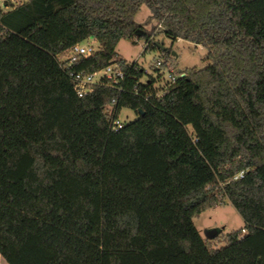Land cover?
<instances>
[{
    "label": "trees",
    "instance_id": "16d2710c",
    "mask_svg": "<svg viewBox=\"0 0 264 264\" xmlns=\"http://www.w3.org/2000/svg\"><path fill=\"white\" fill-rule=\"evenodd\" d=\"M143 4L150 30L134 19ZM157 25L206 48L208 64L146 100L140 93L153 79L136 94L143 69L115 48L143 39L146 51L171 58L153 42ZM87 38L99 50L71 69L116 60L122 92L94 85L76 94L55 55ZM122 107L137 117L113 130L110 111ZM222 201L244 226L212 242L193 218ZM0 256L7 264H264V0L0 8Z\"/></svg>",
    "mask_w": 264,
    "mask_h": 264
},
{
    "label": "rangeland",
    "instance_id": "374dc122",
    "mask_svg": "<svg viewBox=\"0 0 264 264\" xmlns=\"http://www.w3.org/2000/svg\"><path fill=\"white\" fill-rule=\"evenodd\" d=\"M3 1L4 0H0V3ZM25 1L26 0H14L10 7H15ZM149 15L150 10L145 4L141 5L135 14L134 19L137 23L142 25V29L150 30L152 28L151 24H145V20ZM151 23L156 24L155 21ZM161 29L159 25L154 29L152 35L153 42L170 51V60L175 65L176 69L185 71L191 68H202L208 64V60L206 59L207 50L202 45L181 38L173 40L166 36ZM144 45L145 41L143 39H139L134 43L129 39L122 38L117 43L115 50L119 57L127 61H137L141 66L147 67L154 58L162 56V54L159 49L143 51ZM172 52H174L175 55H173ZM136 117L137 113L133 109L128 107H122L120 109L119 119L123 123L130 122ZM193 222L202 238L212 242L244 226L242 217L227 201H222L202 211L193 218ZM0 264H7L1 256Z\"/></svg>",
    "mask_w": 264,
    "mask_h": 264
},
{
    "label": "built area",
    "instance_id": "2783aa9c",
    "mask_svg": "<svg viewBox=\"0 0 264 264\" xmlns=\"http://www.w3.org/2000/svg\"><path fill=\"white\" fill-rule=\"evenodd\" d=\"M13 1L14 0H4L0 3V8L5 11L12 8L10 6ZM145 46L146 44L143 47V51L145 50ZM99 48L100 45L94 38H87L69 47L63 53L55 55L59 65L67 70L69 77L73 81L74 90L80 97L90 93L93 90L94 85H108L116 88L119 92L123 91L125 72L116 60H112L106 66L92 72L74 71L71 69L74 63H76L81 57L90 56L98 51ZM134 62H136L134 66L143 69L142 77H140L137 83L134 84V91L136 94L140 93L138 90V85L140 83L147 85L150 78L153 79L150 89L148 91L145 90L143 94L140 93L146 100L153 96L155 98H161L175 83L177 78L185 75L183 70L175 68V65L170 58H165L163 56L154 58L147 67L141 66L137 61ZM115 102V98L111 99L110 105L112 106ZM110 115L112 117L110 126L113 130H117L124 125L119 119V114L116 117H113V111L111 110ZM242 176L243 172H239L234 176V179Z\"/></svg>",
    "mask_w": 264,
    "mask_h": 264
},
{
    "label": "water",
    "instance_id": "95a60500",
    "mask_svg": "<svg viewBox=\"0 0 264 264\" xmlns=\"http://www.w3.org/2000/svg\"><path fill=\"white\" fill-rule=\"evenodd\" d=\"M157 46H158L160 49H162V50H165V49H166L165 47H163V46H160V45H158V44H157ZM172 54H173V55H175V53H174V52H172Z\"/></svg>",
    "mask_w": 264,
    "mask_h": 264
},
{
    "label": "crops",
    "instance_id": "0c3cea01",
    "mask_svg": "<svg viewBox=\"0 0 264 264\" xmlns=\"http://www.w3.org/2000/svg\"><path fill=\"white\" fill-rule=\"evenodd\" d=\"M179 39V38H178Z\"/></svg>",
    "mask_w": 264,
    "mask_h": 264
}]
</instances>
